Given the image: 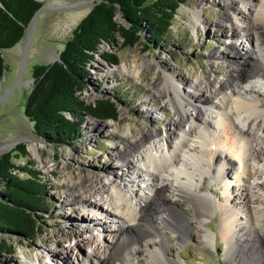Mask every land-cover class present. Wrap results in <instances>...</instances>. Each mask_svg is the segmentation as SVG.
Returning <instances> with one entry per match:
<instances>
[{"label":"rangeland","instance_id":"374dc122","mask_svg":"<svg viewBox=\"0 0 264 264\" xmlns=\"http://www.w3.org/2000/svg\"><path fill=\"white\" fill-rule=\"evenodd\" d=\"M230 1L184 0L175 10L171 25L159 43H146L147 46L137 43L132 47H122L120 40H117L113 46L100 45L87 66L86 84L78 95L85 104L112 96L118 106L117 119L101 121L91 115H83L76 141H68L64 145L36 135L32 122L25 116L24 109L34 83L32 72L36 65L54 63L72 31L96 0L42 1L41 10L35 21L28 25L21 41L1 52L5 70L0 78V155L11 152L19 145L25 146L28 154H19V157L14 155L13 161L40 173L47 184L45 202L48 213L44 217L41 232L32 240L0 232V244L12 249V253L0 252V264H80L90 256L94 246L99 247L101 252L105 244L111 243L114 232L110 228L117 229L119 223L110 218L107 220L98 212L89 211L88 207L70 202L72 193L83 182L97 180L98 175L101 180H97L99 183L96 187L101 194H96L91 201L97 199L105 210H112L108 207L106 196L108 191L114 189L112 185L120 183L115 173L124 179L130 177L119 155L127 147L134 146L144 128L163 133L164 126L173 119L170 103L153 91V86L159 83L164 73L176 72L178 80L185 83L191 93L194 92V85L201 80L205 85L201 97L209 98L215 78L232 79L233 75H238L237 69L245 60L251 61V64L240 67L252 69L254 65H264V48L258 50L254 43L248 42V37L241 36L236 40L231 37V32H223L218 25ZM253 2L258 3L257 0ZM246 6L240 9L245 15L249 14L250 5ZM197 8L202 9L200 21L203 26L200 28L199 24L194 27L192 23L193 11ZM116 22L122 23L118 14ZM247 49L250 56L246 55ZM106 52L115 55L117 64L110 65L100 57L101 53ZM216 52L223 53L215 61L219 56L214 57ZM199 95L196 92V98ZM257 99L262 115L256 119L253 127L254 135L250 137L252 148L245 149L253 179L235 180L231 176L219 183L211 182L212 178L204 175L199 189L202 193L209 190L218 205L223 204L225 195L235 196L239 192L250 194L252 198L249 202L237 198L240 203L233 208L237 212L235 226L239 230L241 224L246 222L248 211L264 208V92ZM68 117L71 118L70 115ZM222 131L221 127L216 131L222 135V152L232 156L233 148L229 147ZM232 159V166L236 169L239 160ZM21 176L26 177L27 174L21 173ZM225 184H229L227 190ZM102 187L107 191L101 192ZM134 187L150 193L143 182H135ZM85 195L91 198L90 193ZM165 195L173 197L168 192ZM131 197L134 200L133 195ZM207 207L209 213L201 216L196 204L184 201V217L189 220L186 239L180 242L176 238L177 234L166 229L169 256L179 264H264V231L261 233L259 227H254L247 238H244L243 233H236L230 244L223 235L222 208L216 207L210 212V204ZM84 219L87 220L85 223L82 222ZM101 219L107 223L99 225ZM71 230L76 231V234L70 232L66 241L56 242V231L64 235ZM48 237L52 240L46 242ZM144 242L137 246L141 252H134L127 257L129 263H149L153 248L151 245L146 246L147 242H154L158 246L161 240L159 236L151 235ZM231 246H234L233 250ZM143 248L146 251L143 252ZM63 257H67V260Z\"/></svg>","mask_w":264,"mask_h":264},{"label":"bare ground","instance_id":"6f19581e","mask_svg":"<svg viewBox=\"0 0 264 264\" xmlns=\"http://www.w3.org/2000/svg\"><path fill=\"white\" fill-rule=\"evenodd\" d=\"M257 1L258 3L253 0L230 1L224 16L219 18L218 25L223 32H231V37L236 40L241 36L248 37V42L250 40L261 51L264 48V0ZM247 4L250 5L249 14L245 15L240 9L244 6L246 8ZM201 11L199 8L193 11L194 27L198 24L199 28L203 26L200 21ZM222 53H214V57L219 55L214 60L220 59ZM246 55L250 56L249 49ZM243 64L249 65L251 61L245 60ZM240 66L237 69L238 75H233L232 79L215 78L209 98L201 97L205 88L204 82L200 80L195 84L194 92L191 93L186 89L185 83L178 80L176 72H165L159 83L153 86V91L170 103L174 116L168 125L164 126L165 132L144 128L142 136L136 140L134 146L127 147L126 151L119 155L130 177L124 179L115 173L117 178H120V183L112 185L114 189L108 191L106 196L108 207L112 210H105L97 199L91 201L96 194H101L96 187L97 182L101 180L98 175V181L83 182L81 187L72 193L70 202L81 204L88 207L89 211L98 212L107 220L110 218L119 223L117 229L110 228L114 232L111 243L105 244L101 252L99 247L94 246L90 256L80 264H135L129 263L127 257L134 252H141L137 246L145 244L144 240L151 235L159 236L161 242L159 247L155 246L154 242H147L146 246L151 245L153 248L147 264H179L169 256V238L165 230L177 234L176 238L180 242L186 239L189 220L184 217V201L196 204L202 213L201 216L209 213L207 204L211 206L210 212L216 207L222 208L223 235L230 244L236 233H243L244 238H247L254 227H259L261 233L264 231V208L261 207L248 211L246 222L241 224L240 230L235 226L237 212L233 208L238 203L237 198L249 202L252 198L249 193L225 195L223 204L218 205L209 190L203 193L199 190L204 175L206 178L211 177V182L219 183L230 179L231 176L235 177V180L253 179L246 151L252 148L250 137L254 135L253 127L256 119L262 115L257 98L264 92V65H254L252 69ZM253 82L254 84L250 85ZM196 92L200 93L198 98ZM220 127L227 137L229 147L233 148L232 156L222 152V135L216 132ZM232 157L239 160L236 169L232 166ZM137 181L145 183L150 193L142 188L135 189L134 184ZM224 188L227 190L229 184H225ZM103 189L104 187L101 192L107 191ZM167 192L173 197H166ZM86 193L91 194L90 199ZM83 218L82 215L81 220ZM85 221L87 220L82 222ZM105 223L107 221L101 219L98 224L102 226ZM70 232L72 235L76 234L74 230L64 235L56 231V242L66 241ZM51 240V237L46 238V242ZM231 249L233 250L234 246H231ZM142 251L146 249L143 248ZM63 259L67 260V257ZM140 263L144 264L142 261Z\"/></svg>","mask_w":264,"mask_h":264},{"label":"trees","instance_id":"16d2710c","mask_svg":"<svg viewBox=\"0 0 264 264\" xmlns=\"http://www.w3.org/2000/svg\"><path fill=\"white\" fill-rule=\"evenodd\" d=\"M0 78L5 61L2 51L18 44L34 14L41 8L38 0H0ZM184 0H96L76 25L59 56L61 61L36 65L34 83L24 113L36 135L58 144L76 141L81 116L91 115L101 121L116 120L118 106L112 96L92 104L79 99L87 75V66L100 45L132 47L137 43L156 44L164 39L175 10ZM119 15L122 23L116 22ZM147 46V45H146ZM100 57L117 64L112 53ZM71 116V118L68 117ZM17 153V154H14ZM28 151L19 145L0 155V232L32 240L40 232L48 213L45 196L47 184L36 170L17 165V155ZM21 173H26L22 177ZM12 249L0 244V252Z\"/></svg>","mask_w":264,"mask_h":264},{"label":"water","instance_id":"95a60500","mask_svg":"<svg viewBox=\"0 0 264 264\" xmlns=\"http://www.w3.org/2000/svg\"><path fill=\"white\" fill-rule=\"evenodd\" d=\"M38 1H41L42 2L43 0H38ZM0 5H2L1 2H0ZM42 6H41V8H42ZM41 8L34 14V16H33L32 20H31L30 24L35 21L36 16H37L38 12L41 10ZM56 61H61L60 56H58V58H56L53 62H56ZM32 81L34 82V80H32Z\"/></svg>","mask_w":264,"mask_h":264}]
</instances>
